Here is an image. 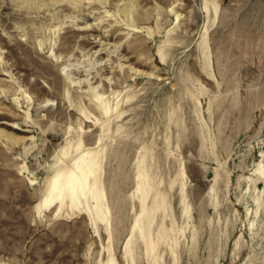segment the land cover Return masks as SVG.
Segmentation results:
<instances>
[{
  "label": "rangeland",
  "instance_id": "1",
  "mask_svg": "<svg viewBox=\"0 0 264 264\" xmlns=\"http://www.w3.org/2000/svg\"><path fill=\"white\" fill-rule=\"evenodd\" d=\"M0 264H264V0H0Z\"/></svg>",
  "mask_w": 264,
  "mask_h": 264
},
{
  "label": "bare ground",
  "instance_id": "2",
  "mask_svg": "<svg viewBox=\"0 0 264 264\" xmlns=\"http://www.w3.org/2000/svg\"><path fill=\"white\" fill-rule=\"evenodd\" d=\"M90 174H88L87 176H89ZM86 175L85 176H79L78 174H76L74 177H73V179H77V181L78 182H87V177ZM84 178H85V181H84ZM55 185H57V183H55ZM51 191V190H50ZM94 190H93V188L91 187L90 188V190H89V193H90V195H91V193H94L93 192ZM50 194V193H49ZM43 204H46V202H45V200H43Z\"/></svg>",
  "mask_w": 264,
  "mask_h": 264
}]
</instances>
